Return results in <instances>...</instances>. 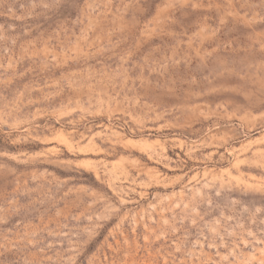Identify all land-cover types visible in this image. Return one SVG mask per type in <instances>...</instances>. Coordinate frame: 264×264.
Here are the masks:
<instances>
[{
	"label": "rangeland",
	"instance_id": "1",
	"mask_svg": "<svg viewBox=\"0 0 264 264\" xmlns=\"http://www.w3.org/2000/svg\"><path fill=\"white\" fill-rule=\"evenodd\" d=\"M0 264H264V0H0Z\"/></svg>",
	"mask_w": 264,
	"mask_h": 264
}]
</instances>
